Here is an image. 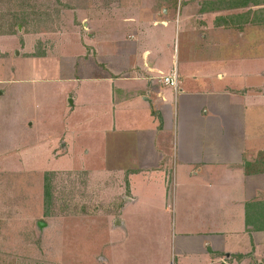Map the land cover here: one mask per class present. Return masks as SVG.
Instances as JSON below:
<instances>
[{"label":"crops","instance_id":"obj_1","mask_svg":"<svg viewBox=\"0 0 264 264\" xmlns=\"http://www.w3.org/2000/svg\"><path fill=\"white\" fill-rule=\"evenodd\" d=\"M188 1L136 0L133 13L116 9L111 16L94 11L83 23V43L60 56L66 61L60 76L104 83L108 100L94 121L104 140L111 131L131 133L134 158L112 167L104 159L102 171L128 172L133 197H122V212L136 202L140 214L157 221L173 214L174 264H264V2ZM118 18L133 24L127 37ZM180 19L191 45L179 65L167 39ZM61 51L36 59L52 60ZM173 68L177 89L159 78ZM9 87L0 80V100ZM73 94L74 114L82 101Z\"/></svg>","mask_w":264,"mask_h":264},{"label":"rangeland","instance_id":"obj_2","mask_svg":"<svg viewBox=\"0 0 264 264\" xmlns=\"http://www.w3.org/2000/svg\"><path fill=\"white\" fill-rule=\"evenodd\" d=\"M198 1L217 3L188 2ZM135 7L136 0H0V54H6L0 80L10 85L9 96L0 100V264H174L173 214L157 221L140 214L136 202L122 212V197H133L128 172L102 171L104 159L112 167L134 158L131 133L111 131L104 140L94 121L108 100L104 83L60 76L66 62L60 56H69L86 37L85 19L94 11L111 16L116 9ZM182 21L167 39L179 65L191 45ZM119 24V33L127 37L133 24L121 19ZM59 47L54 59H36L50 58ZM74 92L82 103L73 114ZM259 129L264 131L263 121ZM165 139L171 145L173 135L166 133ZM62 141L69 148H60ZM120 219L124 226L117 224Z\"/></svg>","mask_w":264,"mask_h":264},{"label":"built area","instance_id":"obj_3","mask_svg":"<svg viewBox=\"0 0 264 264\" xmlns=\"http://www.w3.org/2000/svg\"><path fill=\"white\" fill-rule=\"evenodd\" d=\"M160 80L163 84L169 85L173 87L174 89H177L178 87V73L175 68H173L168 74L161 75Z\"/></svg>","mask_w":264,"mask_h":264},{"label":"trees","instance_id":"obj_4","mask_svg":"<svg viewBox=\"0 0 264 264\" xmlns=\"http://www.w3.org/2000/svg\"><path fill=\"white\" fill-rule=\"evenodd\" d=\"M264 2V0H253V4H259V3H261V2ZM216 2L217 3H222L221 2V0H216ZM235 2H237L238 4H244V0H230V1H228L227 3H226V5H230V4H233V3H235ZM236 4V3H235ZM239 257V256H238Z\"/></svg>","mask_w":264,"mask_h":264},{"label":"water","instance_id":"obj_5","mask_svg":"<svg viewBox=\"0 0 264 264\" xmlns=\"http://www.w3.org/2000/svg\"><path fill=\"white\" fill-rule=\"evenodd\" d=\"M18 28H20V25H18ZM38 227L41 228L42 227V223L38 222Z\"/></svg>","mask_w":264,"mask_h":264}]
</instances>
